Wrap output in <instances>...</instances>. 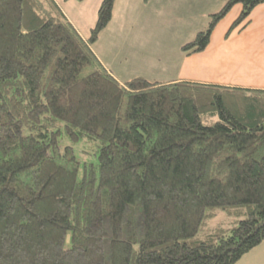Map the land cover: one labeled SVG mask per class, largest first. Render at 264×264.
<instances>
[{
	"label": "trees",
	"instance_id": "16d2710c",
	"mask_svg": "<svg viewBox=\"0 0 264 264\" xmlns=\"http://www.w3.org/2000/svg\"><path fill=\"white\" fill-rule=\"evenodd\" d=\"M113 2L83 38L55 0H0V264H235L264 239V90L120 83L91 49Z\"/></svg>",
	"mask_w": 264,
	"mask_h": 264
},
{
	"label": "crops",
	"instance_id": "0c3cea01",
	"mask_svg": "<svg viewBox=\"0 0 264 264\" xmlns=\"http://www.w3.org/2000/svg\"><path fill=\"white\" fill-rule=\"evenodd\" d=\"M72 1L75 0H63L60 3L55 0L78 33L86 38L94 25L92 22L100 0L80 17L79 13L72 12L67 6L79 3L75 5L82 13L85 2ZM225 2L226 0H114L111 18L98 33L91 49L101 65L120 83L143 78L162 83L190 81L264 90V2L252 9L245 27L228 33L241 9L239 5L233 6L232 9L239 7L235 10L236 17L227 20L228 12L216 24L203 51L190 55L181 51V46L204 29L209 16L217 12L218 6H223ZM168 19L175 23L164 24ZM194 21L199 22L196 28H192ZM169 29L174 31L175 39L182 38L175 46H171L175 52L179 51L178 65L176 70L169 73L152 72L144 64L151 62L163 66V53H159L157 48L148 49L146 43L150 38L147 36L162 32L163 37L172 38ZM192 32L193 37L187 39ZM242 260L243 264H264V239L237 264Z\"/></svg>",
	"mask_w": 264,
	"mask_h": 264
},
{
	"label": "rangeland",
	"instance_id": "374dc122",
	"mask_svg": "<svg viewBox=\"0 0 264 264\" xmlns=\"http://www.w3.org/2000/svg\"><path fill=\"white\" fill-rule=\"evenodd\" d=\"M58 1L60 3L63 0H58ZM97 1L98 0H84L83 2H85V4L83 6V12L82 13L79 12V9H78L77 5H75V4H79V3H70L67 7H69L72 12L79 13V17H80L81 15L85 14V12L88 9H90L92 6H94L97 3ZM101 1L102 0H100V3H101ZM72 2H77V1L75 0V1H72ZM100 3H99V5H100ZM221 6H218V9H220ZM98 8H99V6H98ZM98 8H97V11H98ZM238 8L239 7H235L234 9H231L229 11V13L226 15L227 16L226 17L227 20L230 17H236L235 16V10H238ZM97 11H96V14H95V20L92 22L93 24L96 21ZM90 21H91V19H90ZM158 22L162 23L161 20H158ZM163 23L164 24H174L175 22L173 20L168 19V20L164 21ZM198 25H199V22H196V21L192 22V28L193 27L196 28ZM173 32L174 31L172 29H169V33H170L172 38L163 37L162 36L163 35L162 32H160L158 34H153L151 36H147L150 39L147 41L146 46H148V49L157 48L159 53H163L162 62L164 64L162 66V64H160V63L159 64H154V63H151V62H146L144 65L146 67H148L150 71H152V72L159 71V72H162V73H169L171 71L176 70V67H177L178 62H179V56L180 55H179V51L175 52L174 49L171 48V46H173V45L175 46L179 40H182V38L181 37H177V39H175V35H174ZM193 35L194 34L192 32L191 36H189V38H187V39L190 40L193 37ZM86 150H88V149H86ZM244 260L240 261L239 264H243ZM237 262L235 264H237Z\"/></svg>",
	"mask_w": 264,
	"mask_h": 264
}]
</instances>
